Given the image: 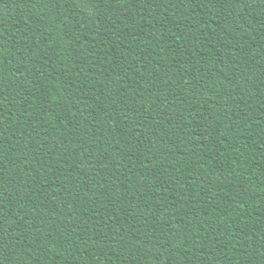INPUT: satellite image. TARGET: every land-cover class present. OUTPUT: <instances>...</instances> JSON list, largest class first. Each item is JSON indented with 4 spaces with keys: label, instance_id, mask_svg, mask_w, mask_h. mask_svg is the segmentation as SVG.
<instances>
[{
    "label": "trees",
    "instance_id": "1",
    "mask_svg": "<svg viewBox=\"0 0 264 264\" xmlns=\"http://www.w3.org/2000/svg\"><path fill=\"white\" fill-rule=\"evenodd\" d=\"M0 264H264V0H0Z\"/></svg>",
    "mask_w": 264,
    "mask_h": 264
}]
</instances>
